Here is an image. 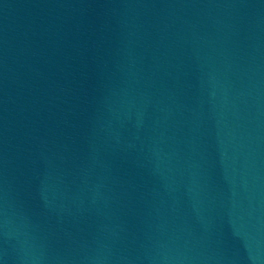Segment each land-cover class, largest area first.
I'll use <instances>...</instances> for the list:
<instances>
[{
	"label": "water",
	"instance_id": "water-1",
	"mask_svg": "<svg viewBox=\"0 0 264 264\" xmlns=\"http://www.w3.org/2000/svg\"><path fill=\"white\" fill-rule=\"evenodd\" d=\"M0 264H264V0H0Z\"/></svg>",
	"mask_w": 264,
	"mask_h": 264
}]
</instances>
